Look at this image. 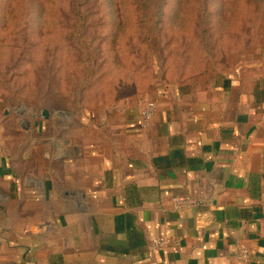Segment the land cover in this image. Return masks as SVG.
Instances as JSON below:
<instances>
[{
  "label": "crops",
  "instance_id": "obj_1",
  "mask_svg": "<svg viewBox=\"0 0 264 264\" xmlns=\"http://www.w3.org/2000/svg\"><path fill=\"white\" fill-rule=\"evenodd\" d=\"M121 84L47 119L0 96V264H242L239 246L264 264V43ZM160 237L178 245L149 254Z\"/></svg>",
  "mask_w": 264,
  "mask_h": 264
},
{
  "label": "rangeland",
  "instance_id": "obj_2",
  "mask_svg": "<svg viewBox=\"0 0 264 264\" xmlns=\"http://www.w3.org/2000/svg\"><path fill=\"white\" fill-rule=\"evenodd\" d=\"M263 43L264 0H0V96L9 118L81 112L124 79L224 65Z\"/></svg>",
  "mask_w": 264,
  "mask_h": 264
},
{
  "label": "built area",
  "instance_id": "obj_3",
  "mask_svg": "<svg viewBox=\"0 0 264 264\" xmlns=\"http://www.w3.org/2000/svg\"><path fill=\"white\" fill-rule=\"evenodd\" d=\"M156 110L155 103L152 101L145 102L144 106L140 110L139 113V124L140 127L146 128L149 126V122L151 121ZM170 203L172 210L175 212H179L188 208H192L197 205L196 200L191 198L190 196H174L170 198ZM178 245L177 240L174 238L160 237L151 240L148 244V252L149 254L155 251H162L169 248L176 247ZM236 257L242 264H247L250 261V253L249 251L243 247L239 246L236 248Z\"/></svg>",
  "mask_w": 264,
  "mask_h": 264
},
{
  "label": "water",
  "instance_id": "obj_4",
  "mask_svg": "<svg viewBox=\"0 0 264 264\" xmlns=\"http://www.w3.org/2000/svg\"><path fill=\"white\" fill-rule=\"evenodd\" d=\"M37 116L42 118V119H47L48 118V112H47V110L43 109L39 115H34L33 117L35 118Z\"/></svg>",
  "mask_w": 264,
  "mask_h": 264
},
{
  "label": "trees",
  "instance_id": "obj_5",
  "mask_svg": "<svg viewBox=\"0 0 264 264\" xmlns=\"http://www.w3.org/2000/svg\"><path fill=\"white\" fill-rule=\"evenodd\" d=\"M149 23H150V22H149ZM156 23H157V22H156ZM151 24H152V23H150V25H151ZM153 27H154V25H153ZM154 70H155V69H154ZM154 70H153V71H154ZM72 112H79V111H78V106H77V107H75V109H74V110H72Z\"/></svg>",
  "mask_w": 264,
  "mask_h": 264
}]
</instances>
